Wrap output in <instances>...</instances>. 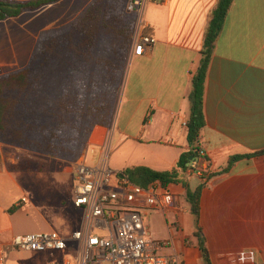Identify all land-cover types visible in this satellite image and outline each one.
<instances>
[{
  "label": "crops",
  "instance_id": "1",
  "mask_svg": "<svg viewBox=\"0 0 264 264\" xmlns=\"http://www.w3.org/2000/svg\"><path fill=\"white\" fill-rule=\"evenodd\" d=\"M93 1L59 0L0 21V75L25 68L38 39L74 22ZM128 2L123 0L132 17ZM216 2L169 0L145 5V33L153 35L155 43L141 57L132 56L128 49L112 122L109 127L92 129L78 157L90 165L106 160L115 171L133 167L177 170L179 156L187 149L183 124L192 77ZM203 113L199 145L211 162L212 175L201 191L198 216L191 214L185 193L190 180L195 179L194 189L201 181L188 178L167 185L177 195L170 213L179 231L167 239L173 242L168 252L185 257L192 247L204 264L198 234L213 264H264V0H233L208 65ZM237 156L241 158L221 172ZM3 161L0 157V243L7 244L14 234L13 214L8 209L23 200V190L16 172L9 171ZM7 187L21 195L6 201ZM156 214L167 220L162 212ZM67 240L70 249L74 242ZM45 253L50 258L42 264L61 260L68 251ZM11 254L13 258L18 255Z\"/></svg>",
  "mask_w": 264,
  "mask_h": 264
},
{
  "label": "trees",
  "instance_id": "2",
  "mask_svg": "<svg viewBox=\"0 0 264 264\" xmlns=\"http://www.w3.org/2000/svg\"><path fill=\"white\" fill-rule=\"evenodd\" d=\"M59 0H0V21L35 11ZM233 0H217L205 28L200 62L192 77L186 120L187 149L177 170L156 171L133 167L122 171L141 187L159 180L164 186L178 184L189 157L202 148L200 133L205 126L203 91L208 65ZM133 20L123 0H94L72 23L43 35L28 65L0 75V143L40 153L63 161H74L95 126L109 127L117 88L126 58ZM241 158L232 157L221 172ZM9 171L43 172L46 165L23 159L7 164ZM212 175V174H211ZM205 182L194 190L186 187L191 214L198 216ZM17 206H11L12 212ZM198 247L204 264H213L202 238Z\"/></svg>",
  "mask_w": 264,
  "mask_h": 264
},
{
  "label": "built area",
  "instance_id": "3",
  "mask_svg": "<svg viewBox=\"0 0 264 264\" xmlns=\"http://www.w3.org/2000/svg\"><path fill=\"white\" fill-rule=\"evenodd\" d=\"M167 1L129 0L127 10L134 17L132 56H143L155 43L153 35L145 33V5ZM68 165L73 175V205L83 214L81 226L70 236L73 248H68L67 238L53 231L15 235L9 243H0V264H6L9 250L25 254L68 251L49 264H186L183 254L168 252L172 240H155L145 224L148 212L175 210L177 195L167 186L159 180L146 187L136 185L122 171L112 170L106 160L90 165L78 157ZM182 174L201 182L209 179L211 162L203 149Z\"/></svg>",
  "mask_w": 264,
  "mask_h": 264
},
{
  "label": "rangeland",
  "instance_id": "4",
  "mask_svg": "<svg viewBox=\"0 0 264 264\" xmlns=\"http://www.w3.org/2000/svg\"><path fill=\"white\" fill-rule=\"evenodd\" d=\"M130 18L133 20V26L128 49L130 48L134 29L133 15ZM0 157L8 165L16 164L23 159H30L46 165L45 172L41 174L14 171L16 172L17 182L23 190V195L10 187L4 190L3 198L6 201H9L15 195H21L25 203L27 202L26 204H21L18 201L17 208L12 212L13 236L53 231L65 239L70 238L71 234L81 226L83 219L81 211L77 210L73 205V175L70 173L68 165V163L73 161L63 164L67 167V171H63V165L61 164L63 160L2 145L1 143ZM180 180L185 182L186 177L181 176ZM195 183V179L190 180V189L195 188ZM189 216L192 217L190 213ZM165 218L167 220H164L162 215H157L156 211L148 212L145 217V224L149 227L148 229L155 240H167L171 235L179 232L178 228L174 227L178 221L173 214L168 212L165 214ZM191 229L196 228H183L184 231H191ZM188 237L192 238V235L189 233ZM70 248L72 249L73 245H70ZM14 252L16 251H7L6 264H42L50 258V255L45 252L35 254L16 252L18 255L13 258L11 253ZM195 253H198L196 249L194 250L192 247L187 249L185 255L186 264H200L202 262L196 259Z\"/></svg>",
  "mask_w": 264,
  "mask_h": 264
},
{
  "label": "water",
  "instance_id": "5",
  "mask_svg": "<svg viewBox=\"0 0 264 264\" xmlns=\"http://www.w3.org/2000/svg\"><path fill=\"white\" fill-rule=\"evenodd\" d=\"M192 158H193V157H192V156H190V157H189V161H190V160H192Z\"/></svg>",
  "mask_w": 264,
  "mask_h": 264
}]
</instances>
